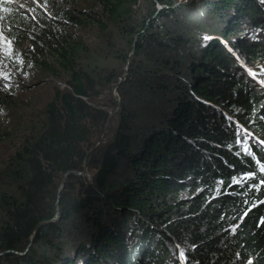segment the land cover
Segmentation results:
<instances>
[{"label":"trees","instance_id":"16d2710c","mask_svg":"<svg viewBox=\"0 0 264 264\" xmlns=\"http://www.w3.org/2000/svg\"><path fill=\"white\" fill-rule=\"evenodd\" d=\"M42 1L52 18L42 12L37 20L15 3L0 4L6 7L3 15L0 8L6 39L19 49L28 44L31 55L24 58L32 60L43 77L66 84V88L55 90L44 111L28 125L19 151L0 173V264H111L110 260L119 257L124 259L118 264H166L169 254L177 262L184 258L187 264H264V154L251 148L252 133L246 129L249 138L239 133L243 136H238V143L239 138L250 142L247 151L251 149L254 158L239 161L234 158L239 148L230 139H237L238 129L214 105L198 113L192 105L182 104L176 111L170 110L171 118L147 116L158 109L153 104L177 88L141 79L143 73L159 74L162 69L157 62L160 53L144 58L147 50L176 49L178 54L189 43L188 37L180 34V26H171L172 8L178 0H96L95 8L82 9L84 12L75 8L79 0ZM211 3L212 14L220 18L227 17V8L234 7V19L224 24L226 30L221 26L213 29V40L200 56H193L200 60L204 54L218 65V73L206 65L194 66L193 73L204 76L186 93L225 106L236 101L249 117L262 119L257 129L264 136V118L259 114L264 92L254 88L246 93L235 84L238 79L227 72L232 59L222 40L241 35L245 20L264 30V8L248 0ZM89 27L97 28L101 36L97 49L79 33ZM241 43L234 47L252 61L264 58V47L260 50ZM111 58L129 60V73L118 93L121 114L127 113L128 107L131 111L119 120L113 140L89 155L87 165L95 169L93 180L80 183L82 196L73 200L71 184L76 176L67 178L59 194L62 179L68 171H83L85 158L104 135L112 108L118 107L113 88L123 76L106 65ZM4 59L13 65L10 56ZM181 75L179 72L178 78ZM161 78L166 83L165 75ZM217 112L224 121L217 119ZM262 113L264 117V108ZM136 122L144 123L143 129L151 132L138 146L132 132ZM219 127L235 133L227 135ZM166 129L169 133L165 135ZM229 145L234 146L233 151L225 149ZM123 167L130 171L128 177L122 175ZM190 187L200 191L187 210H174L172 205L165 210L162 204ZM57 201L59 222L42 224L56 215ZM69 232H74L79 245L63 243ZM140 238L143 256L138 260L127 248ZM173 239L188 246L183 257ZM73 248L78 261L72 257ZM27 250V255H18Z\"/></svg>","mask_w":264,"mask_h":264},{"label":"rangeland","instance_id":"374dc122","mask_svg":"<svg viewBox=\"0 0 264 264\" xmlns=\"http://www.w3.org/2000/svg\"><path fill=\"white\" fill-rule=\"evenodd\" d=\"M212 0H178V4H176L172 9L173 10V17L171 21V26L175 27L177 29V26H180V34L184 36L185 38L188 37L189 43H187V47L179 49L178 54L175 53L176 49L164 51V50H147L145 54L143 55L144 58L151 57L152 54H158L160 53L161 57L159 56V67L162 68L161 72L159 74L154 73L153 71H149L148 73H143L142 79L144 81H151L154 82V84L158 85H166L172 88L175 85H177V88L175 91H168L164 97L156 103L153 104L152 107L155 105L158 109L156 111H151L147 116L150 117H157L159 114L160 116L163 115L167 118L170 117V110L176 111L180 106L185 105H192L193 109L199 113L200 109L209 108V106H212L213 108H216L217 111L222 113L224 118L227 120L233 121L234 124L237 127V136H235L237 139H232L233 142H235V146L239 148L238 152H235L234 158H237L239 161H244L245 158H249L250 161L254 158V152L247 151V149L251 146L250 142H244L243 138H239L238 143V136L242 137L243 135H239V133L244 134L247 138V136L251 132L250 137L252 143L254 142L258 146L252 145V149H260L261 152L264 154V149L261 147L264 144V136L260 134L259 130L257 129L260 120H255V117H249L250 115L245 112V110L242 107H238V103L236 101H229L225 104L222 103H208L205 100H198L197 98H191L186 91L190 87L192 83L197 81L200 76H204L202 72L193 73V67L198 65H206L207 68H210L214 73L217 72L218 65H214L211 63V60L207 57H204V54L202 55V58L200 60L196 59L195 55L200 56L201 52L204 51L210 41L213 40L215 36V30L221 26L223 30L227 29L226 22H232L234 19V7L227 8L229 14H227V17L220 18L219 16L212 14ZM250 2L257 1V4H259V8H264V0H248ZM2 2L7 3H15L18 7H20L23 11H25L27 14H30L37 20H40L39 15L43 12L46 15L49 14L48 7L43 3L42 0H0V4ZM96 0H79V2L76 4L75 8L81 10L82 9L87 11V9H93L95 8ZM253 7V6H252ZM1 8V15H3V12L6 11V7ZM161 10V9H160ZM95 11V10H94ZM98 12V11H97ZM48 17L52 18L51 15H48ZM163 22L165 20H162ZM222 21V22H221ZM180 23V25H178ZM199 29L200 31H197ZM214 29V31H213ZM242 29L244 32H242L241 35L234 36L228 40L222 39L223 44L227 45L226 51L231 56L232 59L231 64L227 72L233 76L234 78L238 79L234 80L236 81L237 86H241L243 91L246 93H251L254 88H258L264 92V58H261V56L257 60L250 59L249 55L243 51H241L238 48H235L234 45L237 42H242L241 46H247V45H254L258 47V49H262L264 47V30L258 29L257 27L253 26L250 21L245 20L242 25ZM194 31L198 32L197 34L194 33ZM87 41L88 44L91 45L93 48H98V45L101 40V36L98 34L97 28H87L86 30H83L79 32ZM179 33V32H178ZM224 38V37H223ZM218 39V40H219ZM252 41V42H251ZM227 42V43H226ZM254 43V44H253ZM29 45L25 44L22 49L15 48L13 42H10L6 39V34L3 30L2 22L0 21V173L4 172V170L8 167V160L15 155L25 138V131L28 127V125L37 118V116L44 111L46 105L50 102V100L54 96V92L57 88L64 89L66 88L65 81L63 80H57L54 78H46L43 77L35 68L32 60H28L27 58H24V55H31L29 53ZM223 48V46H222ZM14 54H13V52ZM10 56L13 59V65L9 66L7 60L4 59L5 56ZM148 55V56H147ZM166 56H169V58H166ZM196 59V60H195ZM195 60V61H194ZM129 62H123L121 60H118L117 58H111L106 61V65L114 68L117 73H119L121 76L124 75L125 72V66ZM155 62V61H154ZM103 63L101 62V65ZM154 64V63H153ZM156 64V62H155ZM178 64V65H177ZM157 68V69H158ZM174 69L176 72L170 73L168 70ZM180 72L182 74L181 78H178L177 74ZM218 73V72H217ZM220 73V72H219ZM167 74V76H166ZM155 75V76H154ZM163 75H165L167 81L163 82V79L161 78ZM223 78L231 79L230 75H223ZM242 76L248 77L246 80H244ZM239 76V77H238ZM122 79V78H120ZM242 80V81H241ZM227 81V80H226ZM245 81V83H243ZM238 83V84H237ZM141 84V83H140ZM227 84L232 86L230 82L227 81ZM224 87V86H223ZM115 88V87H114ZM113 88V89H114ZM134 92V89H132ZM261 92V91H260ZM262 93V92H261ZM163 96V93L161 94ZM114 101L117 103L116 99L114 98ZM107 104H110V99L107 98L106 100ZM211 102V101H210ZM261 103L259 108V114L260 117L264 118L263 115V108H264V96L261 95V100H259ZM161 104V106H160ZM163 106V109L161 108ZM118 108V107H117ZM116 107H113L111 111L113 113L117 110ZM207 110V109H205ZM122 109L120 112H118L109 122L107 123V126L105 128L104 132V143L111 142L113 138L115 137L116 132L119 129V120H121V117H128L129 112L131 111V108L128 107L127 113H122ZM142 111V110H141ZM159 112V113H158ZM112 113V114H113ZM262 114V115H261ZM120 116V117H119ZM217 112L216 117L217 119L224 121V118ZM203 118L207 117L202 116ZM166 118V119H167ZM245 118H249L245 120ZM242 119V121H240ZM245 121H244V120ZM164 120V119H163ZM160 122V120H159ZM244 122H248L243 124ZM205 124L207 122H204ZM264 123V122H263ZM136 127L133 129V143L138 146L140 142L143 140H146V137L148 138L151 135V132L149 129H143L144 123L136 122ZM211 123H207V126L209 127ZM211 126V125H210ZM223 127V126H222ZM222 127H219L222 129V132L230 135L233 130L231 129H224ZM169 128V127H168ZM248 129V130H246ZM160 131V129H158ZM247 131V132H246ZM168 134V129L165 130V135ZM235 133V132H233ZM258 136V137H257ZM261 140L260 144L258 141ZM103 143V144H104ZM102 144V145H103ZM261 147V148H260ZM227 150L233 151L234 146L229 145L226 146ZM138 152H142V150H139ZM93 153V152H92ZM198 155V153H196ZM239 156V157H238ZM88 161V160H87ZM85 162V161H84ZM126 168L123 167L122 175L124 177H128L130 174V171H126ZM94 168L88 167L87 164H84L83 166V173H85L82 176H76L72 181L71 188L73 190L72 198L73 200H77L80 196H82V191L80 190L81 184L80 183H86V181H91L93 178L91 177L94 174ZM194 179L189 180L187 183L193 184ZM82 181V182H81ZM239 181V180H238ZM241 183V181L239 182ZM66 185V184H65ZM192 187L180 191L176 198L168 199L166 203L162 204L166 208L169 207V205L175 207L174 210H180L185 208L184 210H187L189 207V204L195 199V197L199 194L200 190L192 191ZM81 191V192H80ZM176 204V205H175ZM175 205V206H174ZM60 206L57 209L56 204V215L52 217L51 219L44 221L42 224L46 223H56L59 222L61 218V211ZM60 212L59 217H57V212ZM42 224H39L36 229L33 231L30 241L33 242V240L36 238V235L38 234V230ZM162 227L159 228L161 230ZM159 232V231H158ZM66 239H63V243L66 241L70 245H79V242H76L75 239L77 238L74 232L66 233ZM139 235V233H138ZM88 240L86 238L83 239V243H86ZM141 238L137 243L134 241L128 246V250L130 249L131 253L133 252V255L137 256L138 260L142 259L143 255H140L142 247ZM173 243L175 248L180 250L182 252L181 257H183V254L186 253L188 250V246L181 244L173 239ZM81 244V243H80ZM31 246V245H30ZM137 246V247H136ZM141 246V247H140ZM145 245L143 244V247L147 249ZM139 247V248H138ZM167 247L164 246V248ZM163 248V249H164ZM168 248V247H167ZM32 251V250H31ZM33 252H35L33 250ZM30 253V250L25 251L23 253L18 254L19 256L27 255ZM36 253V252H35ZM74 253V254H73ZM189 253V251H188ZM37 254V253H36ZM2 254H0L1 256ZM38 255V254H37ZM78 254L76 253V249L73 248L72 251V257L74 260H77ZM170 259L166 261V264H184L186 261L184 258L180 261H176V259L172 258L170 254L168 255ZM119 259H124V257L117 258L114 262L110 260L109 262L111 264H118L120 261ZM172 260V262H171ZM79 264H84L82 261H79ZM187 264V262H186ZM192 264V263H191Z\"/></svg>","mask_w":264,"mask_h":264},{"label":"water","instance_id":"95a60500","mask_svg":"<svg viewBox=\"0 0 264 264\" xmlns=\"http://www.w3.org/2000/svg\"><path fill=\"white\" fill-rule=\"evenodd\" d=\"M133 54H134V51L132 52V54H131V56H130V58L133 56ZM128 73H129V62L126 64V66H125V72H124V75H123V78L121 79V82L113 89V96H114V98L116 99V101L118 102V108H117V110L109 117V120H111L118 112H120L121 111V109H122V104H121V99H120V97H119V93H118V87H119V85L123 82V81H125V79H126V77H127V75H128ZM109 120H108V122H109ZM107 122V123H108ZM106 126H107V124H106ZM104 143V137H102V139H101V141L89 152V154L87 155V157L85 158V162H84V164H87V160H88V157H89V155L92 153V152H94L96 149H98L102 144ZM85 173H83V172H78V171H68L65 175H64V177H63V179H62V183H61V187H60V189H59V194L63 191V189H64V187H65V184H66V181H67V178H69L70 176H82V175H84ZM57 209L59 208V201H57ZM59 215H60V212L58 211L57 212V217H59Z\"/></svg>","mask_w":264,"mask_h":264},{"label":"bare ground","instance_id":"6f19581e","mask_svg":"<svg viewBox=\"0 0 264 264\" xmlns=\"http://www.w3.org/2000/svg\"><path fill=\"white\" fill-rule=\"evenodd\" d=\"M258 140H259V139H258ZM258 142H259L260 144H262V143H261V140H259ZM253 143H254V142H253ZM254 144H255V143H254ZM262 145H263V149H264V144H262ZM248 151H249L248 153H250V152H251V149L248 150Z\"/></svg>","mask_w":264,"mask_h":264}]
</instances>
